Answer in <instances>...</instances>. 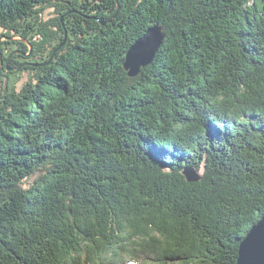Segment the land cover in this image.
<instances>
[{
  "label": "trees",
  "instance_id": "1",
  "mask_svg": "<svg viewBox=\"0 0 264 264\" xmlns=\"http://www.w3.org/2000/svg\"><path fill=\"white\" fill-rule=\"evenodd\" d=\"M1 38L0 264H236L264 215V0H0Z\"/></svg>",
  "mask_w": 264,
  "mask_h": 264
},
{
  "label": "water",
  "instance_id": "2",
  "mask_svg": "<svg viewBox=\"0 0 264 264\" xmlns=\"http://www.w3.org/2000/svg\"><path fill=\"white\" fill-rule=\"evenodd\" d=\"M118 10L119 6L117 4L116 13ZM116 13L112 18L116 16ZM112 18L107 20L99 19L98 21L102 26H105L108 22L112 21ZM1 39L0 42L2 41ZM164 39L165 35L162 27L156 24L148 28L145 33L131 45L125 54V60L123 63V68L127 72L129 78L136 77L142 68H145L152 63L156 53L163 44ZM4 40L12 41L13 39L4 38ZM65 41L66 38H64L63 43L60 44L53 54H55V52L64 46ZM30 51L31 47L29 52ZM46 64H48V62ZM22 66L23 65L19 66L18 68H21ZM5 67L6 70H18V68H10L8 62L6 63ZM2 70H4V67L0 54V72ZM183 174L186 181L189 183L198 182L201 178L200 173L195 172L192 168L185 169ZM236 264H264V215L254 226L250 228L245 238L240 242L238 246Z\"/></svg>",
  "mask_w": 264,
  "mask_h": 264
},
{
  "label": "rangeland",
  "instance_id": "3",
  "mask_svg": "<svg viewBox=\"0 0 264 264\" xmlns=\"http://www.w3.org/2000/svg\"><path fill=\"white\" fill-rule=\"evenodd\" d=\"M52 15V13H50V11H46V13H45V16L48 18V17H50ZM1 40H3V39H1Z\"/></svg>",
  "mask_w": 264,
  "mask_h": 264
}]
</instances>
